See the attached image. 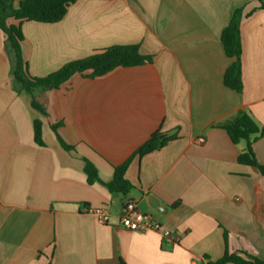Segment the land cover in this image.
<instances>
[{
    "label": "crops",
    "instance_id": "1",
    "mask_svg": "<svg viewBox=\"0 0 264 264\" xmlns=\"http://www.w3.org/2000/svg\"><path fill=\"white\" fill-rule=\"evenodd\" d=\"M263 4L77 0L58 23H22L33 77L115 45H139L153 61L95 79L76 74L33 94L16 88L0 29V264H206L205 257L217 261L226 251L264 260V176L238 163L246 142L233 143L219 126L245 111L264 131ZM238 9L242 93L224 85L234 60L221 42ZM36 120L44 146L35 142ZM55 124L74 151L62 147ZM157 131L177 138L134 157ZM256 137L252 150L264 166V134ZM84 159L99 181L87 182ZM129 159L134 188L111 194L114 167ZM128 201L178 240L125 230L120 218ZM86 208L106 210L108 224Z\"/></svg>",
    "mask_w": 264,
    "mask_h": 264
},
{
    "label": "trees",
    "instance_id": "2",
    "mask_svg": "<svg viewBox=\"0 0 264 264\" xmlns=\"http://www.w3.org/2000/svg\"><path fill=\"white\" fill-rule=\"evenodd\" d=\"M77 0H22L15 6L14 0H0V29L5 34L6 50L11 62V72L14 76V84L17 89L25 90L33 94L34 91H45L58 89L68 82L74 75L81 74L86 78L95 79L109 74L120 67H137L152 63L153 57L143 55L139 45H115L92 55L71 61L65 64L58 71L46 77H33L28 70V65L23 57L22 42L24 40L21 25L24 21H34L38 23L55 24L60 22L67 14L68 9ZM264 8V4L262 6ZM243 17L242 9L234 12L229 24L221 34V42L226 56L234 61L226 70L224 75V85L238 93L244 89L241 68V37L240 23ZM14 18L19 21V25H8L7 21ZM32 106L45 113L43 108L34 99ZM61 124L52 126L62 147L70 152L75 148L67 144L59 135L58 128ZM225 129L232 142L235 144L245 141L246 149L239 155L238 163L258 169L264 176V166L256 160L252 150V144L257 139L256 135L262 136L263 129L245 111H238L236 115L226 123L219 125ZM35 142L39 146H44L42 123L36 120L34 123ZM176 135L166 136L161 131H157L135 152V156L143 157L154 151L164 148L170 141L175 140ZM85 161V173L87 182L93 184L100 180L98 170L95 165L87 159ZM131 159L123 165L114 167L113 180L107 184L111 194L127 195L134 188L126 178V172ZM206 264H264V260L250 255L240 253L225 252L224 256L217 261H212L209 257ZM123 264V263H122Z\"/></svg>",
    "mask_w": 264,
    "mask_h": 264
},
{
    "label": "built area",
    "instance_id": "3",
    "mask_svg": "<svg viewBox=\"0 0 264 264\" xmlns=\"http://www.w3.org/2000/svg\"><path fill=\"white\" fill-rule=\"evenodd\" d=\"M204 142V139H200ZM85 213L94 216L99 223L108 224L109 214L106 210L100 208H86ZM120 225L128 231L134 232H158L162 233L169 242L178 240V236L171 231H164L163 226L152 215L142 212L136 202L128 201L125 203L120 218Z\"/></svg>",
    "mask_w": 264,
    "mask_h": 264
}]
</instances>
